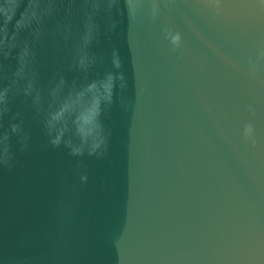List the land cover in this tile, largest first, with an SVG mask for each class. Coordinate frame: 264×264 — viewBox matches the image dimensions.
Returning <instances> with one entry per match:
<instances>
[{"label": "water", "instance_id": "1", "mask_svg": "<svg viewBox=\"0 0 264 264\" xmlns=\"http://www.w3.org/2000/svg\"><path fill=\"white\" fill-rule=\"evenodd\" d=\"M0 264H264V0H0Z\"/></svg>", "mask_w": 264, "mask_h": 264}, {"label": "clouds", "instance_id": "2", "mask_svg": "<svg viewBox=\"0 0 264 264\" xmlns=\"http://www.w3.org/2000/svg\"><path fill=\"white\" fill-rule=\"evenodd\" d=\"M179 39V37L177 36V37H175V38H173V42L175 43L177 40Z\"/></svg>", "mask_w": 264, "mask_h": 264}]
</instances>
